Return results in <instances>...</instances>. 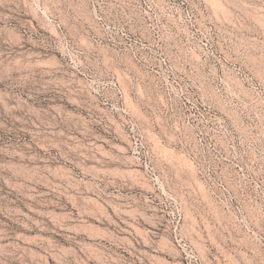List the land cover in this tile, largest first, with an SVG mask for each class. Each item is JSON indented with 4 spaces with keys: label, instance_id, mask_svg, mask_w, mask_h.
Instances as JSON below:
<instances>
[{
    "label": "rangeland",
    "instance_id": "374dc122",
    "mask_svg": "<svg viewBox=\"0 0 264 264\" xmlns=\"http://www.w3.org/2000/svg\"><path fill=\"white\" fill-rule=\"evenodd\" d=\"M0 264H264V0H0Z\"/></svg>",
    "mask_w": 264,
    "mask_h": 264
},
{
    "label": "bare ground",
    "instance_id": "6f19581e",
    "mask_svg": "<svg viewBox=\"0 0 264 264\" xmlns=\"http://www.w3.org/2000/svg\"><path fill=\"white\" fill-rule=\"evenodd\" d=\"M31 29L33 31L36 30V26L34 24H31ZM26 55H28V54H26ZM32 58H33V55H32ZM48 59H50V57ZM43 61H44V58H43ZM50 61H53V59H51ZM41 148L47 149V146L46 145H42ZM12 150H11V152H12ZM23 153H25V152H23ZM23 153H21V152L19 153L17 151V152L14 153V157H19L21 159V161H23V162L17 164V165H20V167L22 169V170L21 169H19V170L26 171V170H29L31 166L28 164L29 162L27 163L28 158ZM27 156H29V155H27ZM32 156H31V158H32ZM34 157H36V156H34ZM31 158H30V160H31ZM36 158H33V160H36ZM36 161H34V162H36ZM69 175H70V179L72 180V182L74 181L75 187L77 186V188H78V190H77L78 194H76V195L80 199L83 200V202H84V204L86 206L91 207V208H95V209H99V210H108L109 208H111L112 200L110 198H108V194L106 193V191L100 185V180H101L100 174L94 173L93 175H91V177L84 176L82 178H79L78 176H76V174L74 172H70Z\"/></svg>",
    "mask_w": 264,
    "mask_h": 264
}]
</instances>
